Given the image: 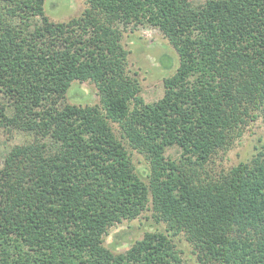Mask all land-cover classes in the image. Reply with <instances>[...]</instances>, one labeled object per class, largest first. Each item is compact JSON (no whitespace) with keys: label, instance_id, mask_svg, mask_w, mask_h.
Masks as SVG:
<instances>
[{"label":"trees","instance_id":"obj_1","mask_svg":"<svg viewBox=\"0 0 264 264\" xmlns=\"http://www.w3.org/2000/svg\"><path fill=\"white\" fill-rule=\"evenodd\" d=\"M44 2L0 0V128L22 135L0 166V264H186L180 232L199 264H264V152L208 168L264 122V0H85L58 22ZM138 25L178 56L151 102L121 43ZM74 80L92 81L98 103L67 102ZM121 139L148 161L147 183ZM145 209L165 232L103 245Z\"/></svg>","mask_w":264,"mask_h":264},{"label":"rangeland","instance_id":"obj_2","mask_svg":"<svg viewBox=\"0 0 264 264\" xmlns=\"http://www.w3.org/2000/svg\"><path fill=\"white\" fill-rule=\"evenodd\" d=\"M205 0H192L201 3ZM86 7L85 0H45L44 11L51 21H66L82 13ZM121 43L127 50V69L140 85V95L146 102L154 101L163 94V79L172 73L178 56L168 39L155 27L149 25L130 26L122 32ZM170 59L167 66L165 59ZM67 102L75 105H92L98 103V90L92 81L74 80L66 93ZM115 133L120 137L119 127L111 122ZM22 135L0 128V166L10 146L20 141ZM124 142L130 151L135 170L139 177L148 182L149 163L145 157L133 150ZM258 151L264 152V122L261 117L250 121L241 137L226 151H219L208 168L212 172L227 169L240 161H247ZM168 154L178 155L179 149L172 147ZM165 223L157 221L151 209H145L132 220H123L108 227L103 235V245L113 253L124 252L145 232L164 231ZM186 264H199L196 254L182 232L171 236Z\"/></svg>","mask_w":264,"mask_h":264}]
</instances>
